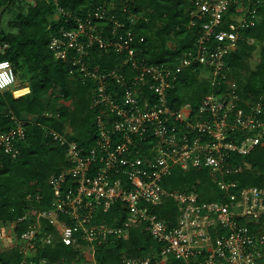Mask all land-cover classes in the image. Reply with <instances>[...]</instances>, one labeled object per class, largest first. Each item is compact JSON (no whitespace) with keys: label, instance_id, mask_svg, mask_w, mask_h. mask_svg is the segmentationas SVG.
<instances>
[{"label":"built area","instance_id":"1","mask_svg":"<svg viewBox=\"0 0 264 264\" xmlns=\"http://www.w3.org/2000/svg\"><path fill=\"white\" fill-rule=\"evenodd\" d=\"M189 1L191 25L193 20L200 23L196 48L171 68L145 63L140 57L145 37L108 7L80 17L54 0L53 19L61 27L50 48L57 60L71 65V73L77 70L93 82L91 107L97 110L98 137L85 149L55 130L46 131L55 143L66 146L67 167L48 179L49 208H32L14 223H0V251L19 247L22 264H45L34 258L40 246L53 245L57 239L65 246L89 247L91 264H97L98 245L110 238L129 239L134 228H141L161 246L157 253L123 254L109 264H170L172 258L185 264H264V189L224 179L248 168L231 167L230 154L247 155L262 145L264 96L241 107L238 84L224 57L236 48L240 30L256 25L264 0ZM140 19L131 15L130 24L135 26ZM248 43L254 45L255 40L249 38ZM94 47L122 55L120 66L109 72L92 67ZM195 64L208 68L209 73L201 75L214 87L224 86L225 92L205 95L197 110L190 103L176 109L168 103L169 92L181 72ZM17 87L13 65L0 61V92L13 90L15 98L29 92L28 87ZM14 124L0 133V152L12 158L19 155L15 143L26 137L25 121L14 118ZM239 134L240 141L229 139ZM203 168L212 173L222 193L219 200L201 201L198 190L163 185L178 169ZM167 200L177 204L174 226L154 209ZM116 204L127 215L119 225L96 221L99 212L109 213ZM26 218L32 222L18 236L15 227ZM44 224L55 232L41 236Z\"/></svg>","mask_w":264,"mask_h":264},{"label":"trees","instance_id":"2","mask_svg":"<svg viewBox=\"0 0 264 264\" xmlns=\"http://www.w3.org/2000/svg\"><path fill=\"white\" fill-rule=\"evenodd\" d=\"M60 5L76 16L84 17L98 7H108L117 17L145 37L141 58L148 65L176 68L183 54L195 50L198 39V20L192 23V4L189 0H60ZM11 13V31L0 29V61H9L17 74V80L27 82L29 92L15 98L13 90L0 92V133L14 127V118L25 121L26 137L16 142L19 155L12 158L0 152V223L16 222L32 209H47L52 200L49 177L67 167L66 146L55 143L46 131L55 130L66 136L70 143L85 149L95 144L97 129L91 107L93 82L85 80L79 71L71 73V65L54 57L50 48L53 35L61 23L54 21V0H0V10ZM124 9L128 12H124ZM141 17L132 26L130 16ZM259 19L254 27L240 30V40L224 57L231 76L238 84L239 105L247 108L264 96V4L258 8ZM228 18V16H226ZM255 40L254 45L248 39ZM259 48V60L251 66L254 46ZM92 67L109 72L119 67L122 55L93 48ZM24 73L27 74L26 80ZM175 88L169 92V105L176 109L190 103L197 110L203 97L210 93L222 94L225 87H214L202 73H209L204 65L195 64L181 72ZM23 87H17L20 89ZM232 136V135H231ZM230 136V140L240 141ZM231 167L248 165L239 173L227 174V182L237 181L241 187L257 186L264 189V134L262 145L247 155L232 153L228 156ZM163 185L181 191L198 190L200 200H219L221 191L213 181L208 168L176 170ZM116 204L109 213L99 212L96 221L120 224L126 218ZM155 212L170 226L178 217L177 204L167 200L156 206ZM124 216H121L122 213ZM120 217V219H119ZM119 219V220H118ZM32 222L26 218L18 223L15 233L20 236ZM264 222V220H263ZM55 232L44 224V234ZM83 246H65L55 240L53 245L40 246L34 260L45 264H80L78 249ZM159 243L141 228H134L129 239L110 238L95 248L97 264H109L121 255L156 254ZM23 254L19 247L0 251V264H22ZM87 264V263H85ZM170 264H185L171 259Z\"/></svg>","mask_w":264,"mask_h":264},{"label":"rangeland","instance_id":"3","mask_svg":"<svg viewBox=\"0 0 264 264\" xmlns=\"http://www.w3.org/2000/svg\"><path fill=\"white\" fill-rule=\"evenodd\" d=\"M32 2V0H29V3ZM12 18V15L10 12H8L7 10L5 9H2L0 10V29L2 30H6V31H11V29L9 28V21L11 20ZM254 50H253V57L251 58V66L254 68L256 66V64L258 63V60H259V48L258 46H254ZM27 85V82H24L22 83L20 80L18 81V87H23V86H26ZM122 216V215H121ZM120 219V217H119ZM118 219V220H119ZM121 220V219H120ZM114 225H118V224H114ZM7 243L9 245H11V241L10 240H7ZM15 243V242H14ZM17 245V244H16ZM1 247H5V245L2 244ZM14 247V246H13ZM13 247H6V249L4 251H7V250H10L11 248ZM79 252H81L79 254V258H80V264H91V253L92 251L90 250L89 247H83L82 249H78ZM89 252V253H88Z\"/></svg>","mask_w":264,"mask_h":264},{"label":"bare ground","instance_id":"4","mask_svg":"<svg viewBox=\"0 0 264 264\" xmlns=\"http://www.w3.org/2000/svg\"><path fill=\"white\" fill-rule=\"evenodd\" d=\"M24 75H25V78H26V80H28V76H27V74H26V73H24Z\"/></svg>","mask_w":264,"mask_h":264}]
</instances>
